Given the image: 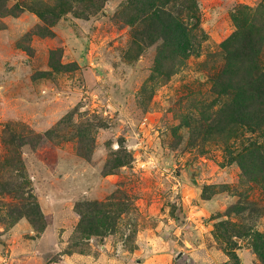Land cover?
I'll return each instance as SVG.
<instances>
[{
	"label": "rangeland",
	"instance_id": "rangeland-1",
	"mask_svg": "<svg viewBox=\"0 0 264 264\" xmlns=\"http://www.w3.org/2000/svg\"><path fill=\"white\" fill-rule=\"evenodd\" d=\"M126 1L47 24L30 8L57 0H0V264H264V184L232 161L247 138L264 146V125L224 122L213 81L231 14L261 0H197V53L162 67ZM91 201L109 228L80 240L76 205ZM32 202L36 226L18 218Z\"/></svg>",
	"mask_w": 264,
	"mask_h": 264
},
{
	"label": "trees",
	"instance_id": "trees-1",
	"mask_svg": "<svg viewBox=\"0 0 264 264\" xmlns=\"http://www.w3.org/2000/svg\"><path fill=\"white\" fill-rule=\"evenodd\" d=\"M105 2L106 0H57L56 5L32 7L30 10L47 23L64 12L74 11V5L80 11L77 16L86 17L95 13ZM125 4L132 9L127 24L137 27L134 30V43L139 51L156 44V63L159 67L164 66L168 58H175L181 65L189 56L197 53L200 42L205 37V32L200 28L197 0H127ZM14 8L23 10L18 3ZM231 19L236 29L220 44L223 66L213 78L215 86L220 89L219 94H226L229 101L223 102L217 114L223 115L224 122L243 123L239 125L243 132L255 135L261 133L260 122L264 125V68L260 64L264 43V0L254 8L237 6ZM44 29L43 34L48 28ZM238 70H241V75L235 82ZM163 74L168 78L172 73L166 70ZM205 120L207 118L201 120V123L188 122L191 133L198 132L200 127L211 130L213 124H205ZM261 137L264 138V135ZM258 138L257 135L255 138H247L232 161L238 163L244 175H252L251 179L264 184V146ZM249 156L252 157L251 164H247ZM123 165V161L119 160L115 167ZM24 208L27 211L21 212L18 218L25 217L36 226L38 220L42 219L38 205L32 202L30 207ZM76 210L80 216L76 229L80 240L92 235L98 236L103 229L109 228V212L104 202H80L77 203ZM254 234L259 243L258 247H254L255 252L263 257L264 234L257 231Z\"/></svg>",
	"mask_w": 264,
	"mask_h": 264
}]
</instances>
